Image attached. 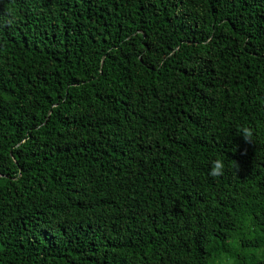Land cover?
<instances>
[{
  "label": "trees",
  "instance_id": "1",
  "mask_svg": "<svg viewBox=\"0 0 264 264\" xmlns=\"http://www.w3.org/2000/svg\"><path fill=\"white\" fill-rule=\"evenodd\" d=\"M0 264H264V0H0Z\"/></svg>",
  "mask_w": 264,
  "mask_h": 264
},
{
  "label": "clouds",
  "instance_id": "2",
  "mask_svg": "<svg viewBox=\"0 0 264 264\" xmlns=\"http://www.w3.org/2000/svg\"><path fill=\"white\" fill-rule=\"evenodd\" d=\"M9 12L11 13V9L9 10ZM6 23L8 25L13 24L14 18L8 19ZM239 132L241 133V136H243L246 142L253 141V131L250 127L242 126L239 128ZM224 170H225L224 161L220 158H217L212 162V167L210 169L209 175H211L212 177H219L224 174Z\"/></svg>",
  "mask_w": 264,
  "mask_h": 264
}]
</instances>
